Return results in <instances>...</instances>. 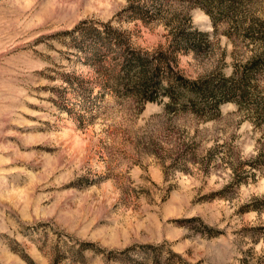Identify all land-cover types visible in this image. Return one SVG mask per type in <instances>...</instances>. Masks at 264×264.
<instances>
[{
  "label": "rangeland",
  "instance_id": "374dc122",
  "mask_svg": "<svg viewBox=\"0 0 264 264\" xmlns=\"http://www.w3.org/2000/svg\"><path fill=\"white\" fill-rule=\"evenodd\" d=\"M0 264H264V0H0Z\"/></svg>",
  "mask_w": 264,
  "mask_h": 264
},
{
  "label": "trees",
  "instance_id": "16d2710c",
  "mask_svg": "<svg viewBox=\"0 0 264 264\" xmlns=\"http://www.w3.org/2000/svg\"><path fill=\"white\" fill-rule=\"evenodd\" d=\"M134 59L137 61L138 66H141V68H140V70H141V72H142L141 74H143L142 77H143V79H145V78L147 77V75L145 74V72H144V70H143V68H142V65H143V64H140V63H139V62H141L139 58L135 57Z\"/></svg>",
  "mask_w": 264,
  "mask_h": 264
}]
</instances>
